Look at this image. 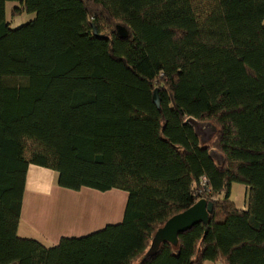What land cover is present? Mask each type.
Listing matches in <instances>:
<instances>
[{
    "label": "trees",
    "instance_id": "16d2710c",
    "mask_svg": "<svg viewBox=\"0 0 264 264\" xmlns=\"http://www.w3.org/2000/svg\"><path fill=\"white\" fill-rule=\"evenodd\" d=\"M8 2L31 18L12 27ZM30 165L127 192L123 220L54 246L20 236ZM202 198L209 223L147 255ZM208 260L264 264V0H0V264Z\"/></svg>",
    "mask_w": 264,
    "mask_h": 264
},
{
    "label": "crops",
    "instance_id": "0c3cea01",
    "mask_svg": "<svg viewBox=\"0 0 264 264\" xmlns=\"http://www.w3.org/2000/svg\"><path fill=\"white\" fill-rule=\"evenodd\" d=\"M9 4L16 5L8 2L7 12ZM57 177L54 170L29 166L18 229L20 236L54 246L62 237L83 236L123 220L127 196L122 197L121 193L127 192L116 189L103 192L90 187L72 190L59 186ZM111 193L113 198L106 199ZM247 207V203L241 206ZM204 264L224 263L208 260Z\"/></svg>",
    "mask_w": 264,
    "mask_h": 264
},
{
    "label": "water",
    "instance_id": "95a60500",
    "mask_svg": "<svg viewBox=\"0 0 264 264\" xmlns=\"http://www.w3.org/2000/svg\"><path fill=\"white\" fill-rule=\"evenodd\" d=\"M119 30L124 32L125 28L120 27ZM154 100L156 104H159L158 89H155ZM187 121L194 126L196 133L201 135L204 142L211 139L216 131L215 126L210 121H200L194 117H189ZM210 153L218 163L224 162L223 155L217 150L212 149ZM212 211L213 203L202 198L189 209L169 218L166 223L156 231L147 255L155 254L163 242L167 241L177 244L178 235L192 228L194 225L198 223H204L207 225Z\"/></svg>",
    "mask_w": 264,
    "mask_h": 264
},
{
    "label": "rangeland",
    "instance_id": "374dc122",
    "mask_svg": "<svg viewBox=\"0 0 264 264\" xmlns=\"http://www.w3.org/2000/svg\"><path fill=\"white\" fill-rule=\"evenodd\" d=\"M15 5L11 6L10 4L8 5V21L12 22V27H18L20 25H22L24 22L28 21L31 16L27 15V14H22V15H15L14 17H12V8L14 7ZM248 187L242 183H234L233 184V187H232V192H231V197L236 201L237 205L238 206H242L244 205L245 203H247V200H248V196H249V191H248ZM116 190H119V189H116ZM111 191V190H110ZM121 191V190H119ZM119 191H116V192H119ZM108 192V191H107ZM122 194V197L123 196H128V194L126 193ZM106 199L108 198H113V197H110V196H113V193H111L110 195H106ZM124 206V203L122 204Z\"/></svg>",
    "mask_w": 264,
    "mask_h": 264
},
{
    "label": "built area",
    "instance_id": "2783aa9c",
    "mask_svg": "<svg viewBox=\"0 0 264 264\" xmlns=\"http://www.w3.org/2000/svg\"><path fill=\"white\" fill-rule=\"evenodd\" d=\"M203 180H204V181H203V184H205V183H206V178H204ZM204 191H208V192H209L208 189H207V190H204ZM201 192H203V191H201Z\"/></svg>",
    "mask_w": 264,
    "mask_h": 264
},
{
    "label": "bare ground",
    "instance_id": "6f19581e",
    "mask_svg": "<svg viewBox=\"0 0 264 264\" xmlns=\"http://www.w3.org/2000/svg\"><path fill=\"white\" fill-rule=\"evenodd\" d=\"M154 101H155V100H154ZM213 125H214V124H213ZM214 126H215V125H214ZM215 129H216V127H215ZM215 133H216V131H215ZM215 133H214V135H215ZM214 135H213V136H214ZM200 137H201V135H200ZM212 138H213V137H212ZM212 138H211V139H212ZM211 139H209L208 141H210ZM201 140H202V138H201ZM202 141H203V140H202ZM203 142H204V141H203Z\"/></svg>",
    "mask_w": 264,
    "mask_h": 264
}]
</instances>
